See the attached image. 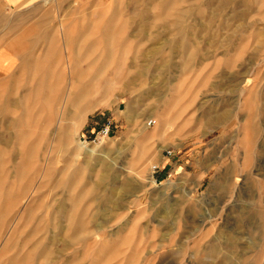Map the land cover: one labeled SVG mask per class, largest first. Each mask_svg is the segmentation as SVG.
Masks as SVG:
<instances>
[{
	"label": "rangeland",
	"instance_id": "1",
	"mask_svg": "<svg viewBox=\"0 0 264 264\" xmlns=\"http://www.w3.org/2000/svg\"><path fill=\"white\" fill-rule=\"evenodd\" d=\"M163 3L0 0V264H264V0Z\"/></svg>",
	"mask_w": 264,
	"mask_h": 264
},
{
	"label": "built area",
	"instance_id": "2",
	"mask_svg": "<svg viewBox=\"0 0 264 264\" xmlns=\"http://www.w3.org/2000/svg\"><path fill=\"white\" fill-rule=\"evenodd\" d=\"M152 121L150 122V124ZM114 129V121L112 119H106L105 122L96 130L93 131V133L89 136H83V141L85 142H96V141H102L106 138H108ZM168 156L173 155V152L171 150H168L166 152ZM157 169V166L154 167V170Z\"/></svg>",
	"mask_w": 264,
	"mask_h": 264
},
{
	"label": "bare ground",
	"instance_id": "3",
	"mask_svg": "<svg viewBox=\"0 0 264 264\" xmlns=\"http://www.w3.org/2000/svg\"><path fill=\"white\" fill-rule=\"evenodd\" d=\"M182 1L183 0H164V3L163 4H165V5H171L173 7V9L175 7V10H176L177 7L179 9L180 2H182ZM223 120H225V117H222V115L218 116L217 121H223ZM141 133H142V135H145L146 137H148V136L151 135L149 132L146 131V128L145 127L142 128ZM149 181H150V183H154V181L152 179H150Z\"/></svg>",
	"mask_w": 264,
	"mask_h": 264
}]
</instances>
